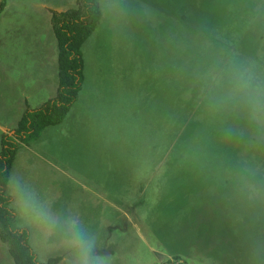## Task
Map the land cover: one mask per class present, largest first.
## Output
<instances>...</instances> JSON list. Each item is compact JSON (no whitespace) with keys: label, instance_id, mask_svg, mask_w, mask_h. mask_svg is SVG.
Listing matches in <instances>:
<instances>
[{"label":"rangeland","instance_id":"1","mask_svg":"<svg viewBox=\"0 0 264 264\" xmlns=\"http://www.w3.org/2000/svg\"><path fill=\"white\" fill-rule=\"evenodd\" d=\"M6 1L3 15L16 24L33 17L43 25L37 12L61 5ZM62 1L63 9L77 5ZM224 1L100 0L103 17L83 49L78 101L63 125L17 154L12 174L25 177L54 211L79 214L106 264H167L175 256L187 264H264V198H250L246 184L255 172L264 187V145L229 136L238 122L210 111L207 101L201 126L172 125L180 109L173 97L188 100L193 80L217 55L243 54L264 67V0H251L263 10L245 18L254 19L248 33L240 26L234 34L242 41L228 47L216 38L232 22L233 3ZM117 3L126 15L113 13ZM6 56L0 50V64ZM28 57L23 52L22 62ZM21 223L17 218L14 227L28 230L38 257L32 229ZM57 255L63 257L54 252L46 261ZM0 264H14L1 240Z\"/></svg>","mask_w":264,"mask_h":264},{"label":"trees","instance_id":"2","mask_svg":"<svg viewBox=\"0 0 264 264\" xmlns=\"http://www.w3.org/2000/svg\"><path fill=\"white\" fill-rule=\"evenodd\" d=\"M224 2L233 3L229 12L230 18L227 20L232 19V22L221 33L216 34V38L220 44L228 47L233 44V41L237 43L242 41L240 34H234L240 30V26H245L247 29L244 37L248 33L254 19L251 17L252 20L249 19L248 21L245 18H249L250 14L255 17L263 9L254 10V3L251 0H228ZM5 8L6 0H0V17ZM102 17L100 0H77L75 8L62 12H52V24L58 43L59 88L57 95L41 107L28 108L16 128L2 136L0 148V240L8 245L9 254L14 264H40V261L30 244L28 230L14 227L17 215L11 206L12 198L5 188V180L9 176V172L12 171L20 148L37 141L46 129L61 125L78 101L85 81L86 62L83 49L99 26ZM242 20L245 22L243 23ZM235 55L240 58L243 57V54ZM198 71L200 72V69ZM199 76L193 80L195 84L190 89L188 88V100L179 99L178 95L173 97L176 99L175 108L180 105V109L176 110V116L173 115V126L180 124L182 126L189 121L190 124L191 122L200 126L203 124L201 117L203 118L206 99L202 92V81ZM176 101L179 102L178 107ZM189 103L191 105L187 106ZM190 107H192L191 110L186 112L185 110L190 109ZM205 125L203 128H206ZM159 144L161 146V142ZM162 157L164 158V156ZM158 159L160 163L162 158ZM62 258L59 255L52 256L46 261V264H61ZM167 264L187 263L180 256H175Z\"/></svg>","mask_w":264,"mask_h":264},{"label":"clouds","instance_id":"3","mask_svg":"<svg viewBox=\"0 0 264 264\" xmlns=\"http://www.w3.org/2000/svg\"><path fill=\"white\" fill-rule=\"evenodd\" d=\"M109 7L114 14H127L124 5ZM199 79L209 110L238 122L227 129V134L246 137L253 145H264V67L235 54H220ZM246 184L250 198H264V187L255 172L250 173ZM5 188L22 222L20 227L32 229L40 264H46V257L54 252L63 254L62 264H106L103 257L94 254L96 237L79 214L54 211L51 202L25 177L12 171Z\"/></svg>","mask_w":264,"mask_h":264},{"label":"crops","instance_id":"4","mask_svg":"<svg viewBox=\"0 0 264 264\" xmlns=\"http://www.w3.org/2000/svg\"><path fill=\"white\" fill-rule=\"evenodd\" d=\"M54 1L61 5L44 6L42 14L37 12L43 16V25L33 17L19 24L13 23L12 18L8 22V17L3 14L0 17V50H5L7 54L6 61L0 64V148L2 136L16 128L28 108L41 107L57 95L58 43L52 24V12L66 11L76 6L63 9L62 0ZM21 6L24 4L21 3ZM14 7L20 8V3L13 4ZM23 52L29 56L30 62H22ZM15 69L22 70L19 77H14ZM41 92H48L50 97L40 98ZM57 133L58 130L56 136Z\"/></svg>","mask_w":264,"mask_h":264}]
</instances>
